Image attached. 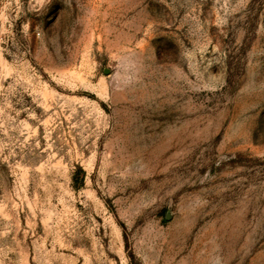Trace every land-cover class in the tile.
<instances>
[{
    "label": "rangeland",
    "instance_id": "obj_1",
    "mask_svg": "<svg viewBox=\"0 0 264 264\" xmlns=\"http://www.w3.org/2000/svg\"><path fill=\"white\" fill-rule=\"evenodd\" d=\"M0 264H264V0H0Z\"/></svg>",
    "mask_w": 264,
    "mask_h": 264
}]
</instances>
